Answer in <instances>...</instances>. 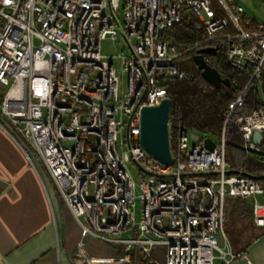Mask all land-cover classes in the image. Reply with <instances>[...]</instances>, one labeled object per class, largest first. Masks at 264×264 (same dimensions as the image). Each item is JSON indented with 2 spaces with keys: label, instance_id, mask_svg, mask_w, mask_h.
Segmentation results:
<instances>
[{
  "label": "built area",
  "instance_id": "built-area-1",
  "mask_svg": "<svg viewBox=\"0 0 264 264\" xmlns=\"http://www.w3.org/2000/svg\"><path fill=\"white\" fill-rule=\"evenodd\" d=\"M185 8L204 30L201 44L224 39L229 65L250 67L248 84L261 80L264 22L233 0H0V116L76 221L80 264L90 261L85 246L93 239L121 245L122 257L111 260L118 264H128L130 252L143 256V264H251L226 243L219 246L227 199L245 202L253 224L264 228V189L231 174L224 130L207 151L205 138L168 121L171 166L139 144L140 110L166 98L158 80L186 78L178 61L188 51L177 53L160 40ZM106 38L127 45L118 69L100 53ZM242 93L228 104L226 119L242 106ZM235 127L243 148L258 151L252 134L264 133V109L237 119ZM130 168L140 180L139 197Z\"/></svg>",
  "mask_w": 264,
  "mask_h": 264
},
{
  "label": "crops",
  "instance_id": "crops-1",
  "mask_svg": "<svg viewBox=\"0 0 264 264\" xmlns=\"http://www.w3.org/2000/svg\"><path fill=\"white\" fill-rule=\"evenodd\" d=\"M26 153L24 140L0 116V264H80L78 225L42 165ZM231 201L240 200L227 199L225 207H237ZM253 226L256 236L236 252L226 244L234 254L244 251L251 264H264V228ZM85 252L90 261L84 264H114L111 260L122 257L121 245L94 239Z\"/></svg>",
  "mask_w": 264,
  "mask_h": 264
},
{
  "label": "trees",
  "instance_id": "trees-1",
  "mask_svg": "<svg viewBox=\"0 0 264 264\" xmlns=\"http://www.w3.org/2000/svg\"><path fill=\"white\" fill-rule=\"evenodd\" d=\"M204 38L203 28L188 8L183 10L182 19L178 24L165 29L160 35V40L168 42L177 53L188 51L178 61L180 70L186 75L185 79L158 80V87L165 90V97L170 100L169 122L181 126L187 132L210 138L215 142L219 141L224 130V159L231 174L239 172L264 189V133L258 151L245 150L244 140L235 127L237 119L249 116L253 111L264 109V78L259 82L253 81L248 84L251 68L246 66L239 70L229 65L225 54L226 41L218 39L203 45L201 43ZM196 46L200 48H195ZM201 49H210L214 52L213 55H207L210 64L230 81L233 80L234 85L214 89L201 78L192 61L194 54ZM4 92V88L0 90V99ZM241 92H243L242 106L236 108L226 119L229 113L228 104ZM172 145L171 139V147ZM231 202L241 208L240 214L250 215L249 207L245 202ZM237 207L234 208V212ZM129 257L128 264L145 263V258L139 253L130 252Z\"/></svg>",
  "mask_w": 264,
  "mask_h": 264
},
{
  "label": "water",
  "instance_id": "water-1",
  "mask_svg": "<svg viewBox=\"0 0 264 264\" xmlns=\"http://www.w3.org/2000/svg\"><path fill=\"white\" fill-rule=\"evenodd\" d=\"M213 53L210 49L198 50L192 57L193 64L200 72L201 78L214 89L221 86L229 87V80L221 78L218 71L211 68L204 61V55H213ZM262 78H264V68ZM169 116L170 100L168 98L162 99L157 106L143 107L140 110L139 144L150 158L165 166H171L172 164L168 132ZM261 140L262 135L259 132H253L252 143L258 147ZM203 147L207 151H212L215 142L210 138H205Z\"/></svg>",
  "mask_w": 264,
  "mask_h": 264
},
{
  "label": "rangeland",
  "instance_id": "rangeland-1",
  "mask_svg": "<svg viewBox=\"0 0 264 264\" xmlns=\"http://www.w3.org/2000/svg\"><path fill=\"white\" fill-rule=\"evenodd\" d=\"M240 6L244 8V10L255 20L258 22H264V0H233ZM119 21H122V14L121 11L118 14ZM134 43V40L131 41ZM100 53L102 56L106 58H110L113 61L116 69H118V59L117 56H127L128 49L125 42H123L120 38L116 41L111 40L110 38H106L100 44ZM3 89L0 86V90ZM133 172L135 184H136V196L139 197V184L140 180L135 175L134 169L130 168ZM231 207V206H230ZM229 206L226 208V219L223 225V233L225 241L219 239V246H223L226 242H229L232 246V251L236 252V248L243 246L250 242L255 236L257 230L253 226V220L251 216L248 214L244 216L240 214L241 208L237 207V210L234 212L235 209L233 207L230 208ZM140 208V201L137 198L135 203V211L138 213ZM236 208V207H235ZM154 258L161 262V253L156 252L154 253ZM118 264V263H114Z\"/></svg>",
  "mask_w": 264,
  "mask_h": 264
}]
</instances>
